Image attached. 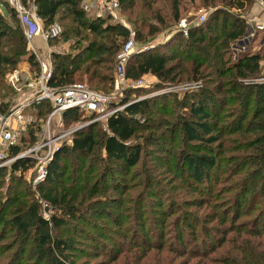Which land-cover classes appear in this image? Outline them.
Segmentation results:
<instances>
[{
    "label": "trees",
    "instance_id": "trees-1",
    "mask_svg": "<svg viewBox=\"0 0 264 264\" xmlns=\"http://www.w3.org/2000/svg\"><path fill=\"white\" fill-rule=\"evenodd\" d=\"M29 1L36 5V12L46 28L56 23L57 19L71 21V26H68L56 38L63 39V41L72 40L71 51L53 54L55 67L49 80V86L59 88L80 82L104 93L113 92V72L116 58L129 39L131 32L109 18L90 17L81 8L83 0H23L25 5H28ZM156 1L141 0V3L138 4V0H121V7L124 11H135L140 16L151 13ZM166 1L170 3L175 21H179L181 19V0ZM202 1L204 6L216 7L210 17L208 14L205 22L191 26L187 37L175 33L168 42L133 54L127 64L126 75L132 80H138L146 75L153 76L157 80L155 85L157 89L168 83L176 82L201 80L206 84L201 90L185 92L179 99H176L174 94L151 96L147 92L148 89L129 88L123 98L113 103L115 106L125 107L110 115L104 127H98L100 122H103V120H99L87 125L85 129L76 131L73 135V144H64L56 152L54 159L47 167L45 178L36 186L39 199L45 200L49 206L60 212V214L55 213L52 217L53 227L41 216V204L35 197L32 201L25 202L17 194L7 204L6 210H11V212L7 213L3 207L0 208V226L9 227L15 232L11 247H15L19 243L21 245L16 258L13 259L14 263L19 262L21 256L26 253L25 248L33 243L42 252L48 250L50 254H53L51 264H72L69 255L76 249L74 245L79 237H84L85 243L91 242V245L96 247L97 257H109L111 262H116L119 256L127 251L133 253V259L128 256L125 263L130 260L131 264H138V261L144 259L153 248L166 249L164 248L166 247L164 246L166 245L164 231L167 219L174 212L163 210L162 202L158 217L162 240L158 245H152L151 232L148 228L144 231L142 229L140 233L137 231L138 233L129 237L132 240L136 237L141 239L143 245H137L134 242L127 244L129 238L126 232L114 230L112 233L96 223L90 225V220L85 219L84 215L80 216L81 207L85 203L86 207L83 208L85 212L99 215L98 211L96 213L92 209L98 208L97 205L102 204V202H97V195L100 193H98L96 185H92L91 188L88 185L90 175L96 169L95 162L97 163V160L104 162L102 179L107 180L111 174V178H115L114 181L117 179L114 172L124 174L138 165L145 151L144 145L155 147L154 149L158 153L152 152L150 157L160 160L158 158H162L163 153L167 151L165 148L167 143H172L174 140L175 131L182 129L187 141L194 148L190 155L184 157V163L189 179L198 185L218 183L219 176L214 173H218L221 163L217 155H222L227 150L225 147L227 140L224 137L228 133L239 134L245 142V146L237 150H251L250 155L240 156L239 165L254 163L256 159L264 162V83L244 82L246 79L264 76V53H244L239 59L233 60L230 52L231 44L245 34L246 20L244 16L256 0ZM4 4L9 15L0 11V95L4 93V89L11 90L9 85H5L4 82L8 71L15 70L19 62L29 54L27 51L28 40L18 14L8 2H4ZM137 8L138 10H136ZM62 9L67 14H62ZM155 15L159 21L164 20L162 16ZM136 31V39L145 40L141 30ZM184 43L187 44L186 50L182 49ZM28 60L33 61V55L30 58L28 56ZM85 80L87 83H95V87L83 82ZM2 95L5 96V94ZM161 101L165 102L159 104ZM169 105L182 107L186 111L188 119L178 117L177 124L167 122L168 118L165 116L169 113ZM229 105H235L230 114L234 115L233 121L224 124V119L227 117L225 108ZM8 106L9 103L4 102L2 110H6ZM34 108V114L38 121L43 120L40 116L43 111H46L45 116L47 117L51 110L48 101H44ZM226 111L228 110L226 109ZM160 115H163L161 120L157 118ZM88 118L78 109L68 110L64 113L67 124L69 121L74 122L81 119L86 121ZM36 123L30 125V129L37 127ZM204 142L210 146L218 144L219 151L221 149L220 153L213 151L205 153L201 146ZM233 149L236 148H229V150ZM22 150L21 145L12 146L9 155L17 156ZM71 156H74V160L71 163L67 162ZM109 165L113 167L110 168ZM33 166L34 160L27 157L18 158L10 163L11 176H16H13L12 179L18 180V187L21 186L20 182L23 185V179L21 175L17 174L26 172ZM4 167L8 166H0V178L5 175ZM237 170L239 171L240 168ZM83 175H86V178ZM83 179L86 180L84 185L82 184ZM146 179L148 186L151 187L152 177L149 176ZM262 191L264 197V190L262 189ZM249 193H252V187L244 186L236 198L240 202L235 209L226 212L227 214L225 211L220 214L215 211V219L218 218L220 222L226 223L228 213H232L231 217L236 223L244 213H240L242 208L240 204L246 200ZM140 213L138 214L140 223L144 227L145 223L142 222L144 214L141 209ZM113 215L115 216V225H122V222L126 220L121 213L116 215L113 213ZM193 217V214L185 213L181 219L184 221L183 226H180L179 221L175 223L176 235L174 237L179 246L172 244L168 247V251L177 252L185 257L186 254L194 256L193 258L201 257L196 264H216L217 260H208L206 256L211 251H216L226 241L225 233L221 231L222 239H217L209 228H203L205 236L200 245L199 242H196L197 232L195 230H197L198 224ZM98 218L111 220L107 211H101V216ZM209 218L211 217L206 215L205 223L202 220L201 224L207 226ZM81 220L84 221V225L93 227L95 231L91 232L86 227L77 226V222L79 223ZM254 222L256 223V221ZM260 223L263 224L259 227L264 226V220L257 221L256 225ZM231 227L238 234L243 231L235 224ZM52 228L63 229L61 236L58 238L51 236ZM71 228L75 231L74 233L65 232ZM33 229L34 233L32 234ZM126 231L128 230L126 229ZM261 232L264 233V230H257L258 234ZM120 237L123 241L120 240ZM212 238L215 239V242ZM136 249H140V254L135 251ZM241 257L246 259L244 256ZM239 259L235 257L232 264H264V261L260 263L255 258H249L244 262ZM180 264H189V261L184 260ZM224 264L227 263L224 262Z\"/></svg>",
    "mask_w": 264,
    "mask_h": 264
},
{
    "label": "rangeland",
    "instance_id": "rangeland-1",
    "mask_svg": "<svg viewBox=\"0 0 264 264\" xmlns=\"http://www.w3.org/2000/svg\"><path fill=\"white\" fill-rule=\"evenodd\" d=\"M7 0H0V11L5 15H9V11L4 4ZM141 3V0H138V4ZM256 3V2H255ZM253 4L252 8L246 13L247 16L251 15L253 11L255 12L258 9L257 4ZM257 5V6H256ZM27 8H32V2H28L26 5ZM154 10H151V13L140 15L135 11H124L121 8L119 13L120 21L116 22L127 28L130 32L135 33V38L137 36L138 29L141 30L142 35L145 36V40H138V49L141 51L148 50L156 45L164 44L168 42L175 33L183 34L181 29V24L185 22V24H194L199 19V16L203 13H206L207 16L216 9L210 6H204L202 0H181V19L179 21H175L173 17V13L171 10L170 3L166 0H157L154 4ZM138 10V8L136 9ZM62 14H67L64 9L61 10ZM234 13H236L233 10ZM151 14V15H150ZM158 14L162 16L164 19L162 22L156 18ZM150 15V16H149ZM57 23H59L62 27V30H65L68 26H71V21L68 19L60 20L57 19ZM150 25V26H149ZM196 26V25H195ZM44 29H46L43 23ZM154 30V31H153ZM153 31V33H151ZM63 32V31H62ZM259 36H262V33H259ZM42 34L40 36H36L35 41L39 46V54L40 59L37 57L27 45L28 55L19 62L17 66V70H20L21 74L24 76L28 72H31L33 76L38 74L41 71L42 65L41 61L50 62L52 60L53 68L55 67V61H53L54 53H66L71 51V43L70 41H63V39H53L46 44L42 41ZM187 37V36H184ZM259 39V37H258ZM42 41V42H41ZM41 42V43H40ZM183 50H186L187 44L184 43ZM148 47V48H147ZM189 47V46H188ZM231 57L232 50L230 48ZM264 53V47L261 48L260 51ZM33 55V61L28 60V56ZM234 60V59H233ZM8 71L4 78L5 85H9L10 91L4 89L2 94L0 95V100L9 103L10 105H24L28 102L32 103L35 97V92L38 90L37 86H22V90H17L14 88L12 83L9 80L8 75L13 72ZM114 74V72H113ZM262 76L251 79V83H258ZM154 82V86L148 89V94L151 96L157 95H176V99H179L183 96L185 92L188 91H198L203 88V85L206 82L194 81V82H185V83H194L193 86L184 87L185 83H168L162 88H155L156 78L153 76H149ZM87 83V81H83ZM245 83L248 80L244 81ZM34 83H38L34 80ZM89 86L95 87V83H87ZM208 84V83H207ZM209 85V84H208ZM114 88H112L113 90ZM129 89V88H127ZM110 90V91H112ZM107 92V91H106ZM125 95V93H124ZM123 97L114 96V102L119 101ZM165 101H161L159 104H163ZM34 105L30 104L24 108V115H28L30 113L35 112ZM161 106V105H159ZM235 105H229L225 108V112L227 113V117L224 119V124H228L227 122H232L234 115H230L234 110ZM8 108V107H7ZM6 108V110H7ZM226 109L228 111H226ZM169 113L165 118L167 122L171 124H177L179 118H187L186 111L183 110L182 107L177 105H169L168 107ZM46 111H43V114L40 115L45 120ZM35 115V114H34ZM179 117V118H178ZM159 120L163 118V115L157 117ZM186 119V120H187ZM183 120V119H181ZM38 121V118H37ZM84 120H78L74 122H70L66 124V127H75L78 130L85 129V127L89 124L85 123ZM105 120L100 122L98 125L99 128L105 125ZM35 128L30 129L31 127H27L26 130L22 128L18 129L19 133V145L23 148L22 151H25L29 148H34L38 146V144L43 141V128H42V120L36 123ZM16 127V126H15ZM18 128V127H17ZM170 133V132H169ZM227 141L225 144L226 151L222 155H217L219 162L221 163V168L218 170V173H214L219 176L218 183H210L209 185H205V183H201L198 185L194 181L189 179L188 170L184 163V157L190 155L193 150V145L189 144L186 139V135H184L182 129L175 131V137L172 143H167L165 146L166 152L161 156L162 158H158L160 160H155L150 157V154L158 153L154 148L145 146V151L143 153L142 160L138 163V165L132 167L124 174H119L114 172L117 175V179L113 181L115 178H111V174L107 180L102 179L101 173L103 170L104 162H100L97 160L95 162V171L90 175V183L89 188L92 185L97 186V190L100 193L97 195V202H102V204H96L98 208L92 209V211L99 212L98 216H101V211H107L110 214V219L98 218L96 215H91V213L85 212L83 208H85L86 203L82 205V209L80 211V216L84 215L85 219L90 220L91 223H96L97 225H101L106 230H110L114 233V230H121L122 233H125L129 237H132L134 233L137 231L140 233L143 229L147 228L150 230L152 245H158L161 243L162 238L161 235V225L158 220L160 203L162 202V209L171 210L174 212L167 219V225L164 231V239L165 244L164 248L159 250L158 248H153L148 252L146 257L141 261H138V264H180L184 260L189 261V264H196L197 260L201 257H195L192 255H180L177 252L168 251V247L172 244L179 246L177 244V240L174 235H176V226L175 223L179 221L180 226H183V222L181 221L182 217L185 213L190 215H194V220L198 224L196 233V242L202 244L203 237L205 233L203 228H209L215 238L222 239L221 231L225 233V242L220 245L216 251H211L206 259H215L217 260L216 264H232L233 259L235 257L240 258L241 262L248 260L249 258L258 259L260 263L264 261V233H257V230H264V226L261 224L256 225L257 221L264 220V197L262 196V189L264 190V162L260 159H256L254 163H248L244 165H239L240 156L244 157L246 154H251V150H237L240 147L245 146L244 141L240 137L239 134H229L224 137ZM67 140V139H65ZM66 142V141H65ZM143 142H141L142 144ZM205 143V142H204ZM201 144L203 147V151L207 153V151H213L220 153L218 144L210 146V144ZM66 144V143H64ZM144 144V143H143ZM53 148V145H51ZM229 148H236L233 150H229ZM264 149V147H263ZM133 150V149H132ZM152 150V151H149ZM134 152V151H130ZM49 151V147H42L38 152V156H46ZM36 156V154H35ZM101 156V155H100ZM30 158V157H27ZM33 159V158H32ZM34 160V166L26 172H22L17 175H21L23 179V185L20 182V187L17 186L16 178L12 179V177H16L12 175L10 171V163L4 165L8 167H4L6 171L5 175L0 178L2 187H0V208L3 207V210L7 211V213L11 212V210H6L7 204L18 194V197L24 200L25 202H29L35 197L41 204V216L49 221V225L53 227L52 217L53 215L60 214L57 209L46 206L39 199V194L37 192V185L40 182H37V177L39 174V166H37L38 160ZM74 160V156H71L67 162ZM90 160V159H89ZM66 163V161H65ZM39 164V163H38ZM112 168V165H109ZM240 168L238 171L237 169ZM152 177V186L149 187L147 183L146 177ZM1 177V176H0ZM86 178V175H83ZM3 180V181H2ZM85 179H83L82 184H85ZM37 182V183H36ZM0 184V186H1ZM252 187V193H249L246 196V200L242 202L240 213L244 212L241 217L235 221L233 220L232 213H228V218L226 223L220 222L217 218L215 219L214 213L215 211L220 214L223 211L229 212L230 210L235 209L237 204L240 201H237L236 198L243 190V187ZM4 205V206H2ZM104 206V207H103ZM103 208V209H102ZM105 208V209H104ZM141 212L144 214V222L145 226L142 227L140 223V216L138 214ZM115 215L117 213H121L125 216L126 220L122 222V225H115ZM103 215V214H102ZM207 216L211 217L207 221V226L201 224L205 223L204 218ZM256 221V223L254 222ZM84 221L77 222V226L86 227L89 231L94 232L95 229L89 225H84ZM239 226L241 228L242 233L238 234L236 231H233L231 226ZM72 229V228H71ZM68 229L66 233H74L73 229ZM126 229L128 231H126ZM36 231V230H35ZM63 229L52 228L50 230L51 236L58 238L61 236ZM73 231V232H72ZM137 232V233H138ZM34 233V229L32 230V234ZM15 238V232L12 231L9 227L4 228L0 226V264H12V261L15 256H17L18 251L20 250V243L15 247H11V242ZM213 239V238H212ZM120 240L123 239L120 237ZM127 244L134 242L135 244L143 245L142 240L139 238L127 240ZM215 242V239H213ZM151 243H149L151 245ZM92 243H85L84 237H79L75 243V250L71 252L69 255L72 264H131L130 260L125 263L128 256L133 257V253L124 251L122 255L119 256V259L116 262H111L109 257H97L98 250L96 247L91 245ZM141 248V247H137ZM127 249V248H126ZM26 253L21 256L19 262L13 264H51L53 259V254L47 250L42 252L39 248L36 247L33 243L29 244L27 248H25ZM232 250V251H231ZM136 252L140 254V249H136ZM134 251V252H135ZM202 252V249H200ZM193 253H196L193 251ZM243 254V255H242ZM244 256L246 259H243ZM16 258V257H15ZM133 259V258H132ZM261 259V260H260ZM168 261H170L168 263ZM209 262V261H208ZM133 263V262H132ZM263 264V263H262Z\"/></svg>",
    "mask_w": 264,
    "mask_h": 264
},
{
    "label": "built area",
    "instance_id": "built-area-1",
    "mask_svg": "<svg viewBox=\"0 0 264 264\" xmlns=\"http://www.w3.org/2000/svg\"><path fill=\"white\" fill-rule=\"evenodd\" d=\"M12 6L21 21L24 28L25 35L28 40V45L31 51L40 59L39 46L35 38L42 34V41L46 44L50 40L58 38L62 33V27L59 23H54L50 27L44 29L43 20L36 12V5L34 3L32 8H27L23 0H7ZM256 4L264 8V0H256ZM81 8L93 18H109L112 21L118 22L119 13L121 11V0H83ZM246 20L245 34L238 40L231 44L232 57L234 60L244 53H255L264 47V20L255 18L251 15L244 16ZM207 14L203 13L194 25L205 22ZM191 24H181V31L184 36L189 35ZM262 33V36H259ZM259 37V39H258ZM148 48V47H147ZM140 52L135 38V33L131 32L127 42L123 45L116 58L114 68V89L111 93H104L88 87L84 83L76 82L59 88H52L49 86V80L53 73V63L41 61V71L35 76L31 72L22 75L20 70L15 69L8 77L14 88L22 90V86H37L38 90L34 93L33 102H28L24 105H10L7 110H2L4 101L0 100V166L15 161L18 158L30 157L38 160L39 174L37 182L42 181L47 174V167L54 159L56 152L66 143L73 144V135L78 130L75 127H66L64 113L68 110L78 109L83 112V115L89 117L86 124H91L99 120L107 121L108 117L125 106H115L114 96L123 97L127 88H150L154 86V82L149 79L150 75H146L138 80L129 79L126 75L127 64L131 56ZM152 77V76H151ZM36 80L38 83H34ZM252 82L251 79H246ZM258 83H264V76H262ZM184 87L193 86L194 83H185ZM158 94V93H156ZM44 101L50 103L51 110L45 120H42L43 128V142L22 151L19 155L11 157L9 155L12 146L19 145L18 129L26 128L37 122V116L33 113L24 115V108L32 104L34 106L40 105ZM33 106V107H34ZM16 126V127H15ZM18 127V128H17ZM67 139V140H65ZM66 141V142H65ZM53 145V148H51ZM49 147L50 153L46 156H38V152L42 147ZM36 154V156H35ZM36 182V183H37ZM49 204L45 200L41 203Z\"/></svg>",
    "mask_w": 264,
    "mask_h": 264
},
{
    "label": "crops",
    "instance_id": "crops-1",
    "mask_svg": "<svg viewBox=\"0 0 264 264\" xmlns=\"http://www.w3.org/2000/svg\"><path fill=\"white\" fill-rule=\"evenodd\" d=\"M256 4V3H255ZM258 5V4H257ZM256 5V6H257ZM253 17L258 18V19H263L264 20V8L258 5V9L253 13H251ZM42 42V41H41ZM40 42V43H41Z\"/></svg>",
    "mask_w": 264,
    "mask_h": 264
},
{
    "label": "water",
    "instance_id": "water-1",
    "mask_svg": "<svg viewBox=\"0 0 264 264\" xmlns=\"http://www.w3.org/2000/svg\"><path fill=\"white\" fill-rule=\"evenodd\" d=\"M78 131V130H77Z\"/></svg>",
    "mask_w": 264,
    "mask_h": 264
}]
</instances>
